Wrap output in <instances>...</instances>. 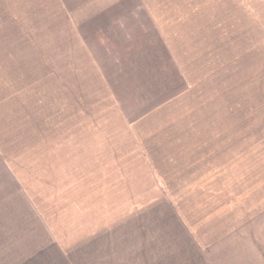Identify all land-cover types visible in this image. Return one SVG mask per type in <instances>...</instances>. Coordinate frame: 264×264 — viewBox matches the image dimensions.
<instances>
[{
    "label": "crops",
    "instance_id": "1",
    "mask_svg": "<svg viewBox=\"0 0 264 264\" xmlns=\"http://www.w3.org/2000/svg\"><path fill=\"white\" fill-rule=\"evenodd\" d=\"M100 4L0 0V107L9 104L0 108V264H96L102 244L98 264H264V228L256 236L243 224L253 216L235 222L231 210L203 214L201 185L183 182L179 167L164 185L154 157L127 140L111 95L83 112L81 99L67 96L65 107L55 93L49 109L48 93L34 88L64 38L68 54L81 51L101 74L93 37L123 29L129 14ZM111 115L121 123L112 125ZM110 128L121 130L118 139ZM134 179L141 191L128 197Z\"/></svg>",
    "mask_w": 264,
    "mask_h": 264
},
{
    "label": "rangeland",
    "instance_id": "2",
    "mask_svg": "<svg viewBox=\"0 0 264 264\" xmlns=\"http://www.w3.org/2000/svg\"><path fill=\"white\" fill-rule=\"evenodd\" d=\"M62 1L72 7L79 0ZM101 2L105 6L98 10L129 14L123 29L93 37L92 55L101 74L91 70L81 51L68 54L64 38L57 54L48 48L54 53L45 79L34 88L48 93L49 109L55 108V93L65 107L67 96L81 99L83 112L93 101L98 111L112 96V108L121 106L127 140L154 157L164 185L166 174L181 168L183 182L197 180V195L207 197L203 214L231 210L227 217L235 222L252 215L254 221L243 224L259 236L264 228V0ZM110 118L112 125L121 123L116 115ZM109 132L118 139L121 130ZM133 182L128 197L141 191ZM150 194L145 192L144 200ZM102 245L96 264L103 259Z\"/></svg>",
    "mask_w": 264,
    "mask_h": 264
}]
</instances>
